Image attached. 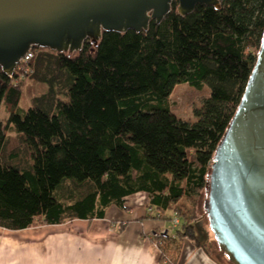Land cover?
<instances>
[{
  "label": "trees",
  "instance_id": "1",
  "mask_svg": "<svg viewBox=\"0 0 264 264\" xmlns=\"http://www.w3.org/2000/svg\"><path fill=\"white\" fill-rule=\"evenodd\" d=\"M220 2L180 16L176 0L147 31L40 52L50 88L23 114L24 81L0 67V227L101 219L145 192L151 210L181 221L178 240L159 248L162 263H178L170 246L183 239L206 247L198 206L264 46V0ZM202 83L210 96L189 124L169 100L176 86Z\"/></svg>",
  "mask_w": 264,
  "mask_h": 264
},
{
  "label": "water",
  "instance_id": "2",
  "mask_svg": "<svg viewBox=\"0 0 264 264\" xmlns=\"http://www.w3.org/2000/svg\"><path fill=\"white\" fill-rule=\"evenodd\" d=\"M176 0H0V67L11 76L32 48L73 54L103 32L147 31ZM180 16L220 0H177ZM205 212L231 264H264V46L234 122L213 159Z\"/></svg>",
  "mask_w": 264,
  "mask_h": 264
},
{
  "label": "crops",
  "instance_id": "3",
  "mask_svg": "<svg viewBox=\"0 0 264 264\" xmlns=\"http://www.w3.org/2000/svg\"><path fill=\"white\" fill-rule=\"evenodd\" d=\"M12 139L20 137H11L9 142L13 143ZM125 201V209L112 205L101 219H74L22 230L0 227V264H164L160 249L147 232L168 227L166 217L173 213L150 212L145 192L132 194ZM205 236L207 243L210 238L207 233ZM205 245L197 247L183 239L170 248L175 250L177 264H225Z\"/></svg>",
  "mask_w": 264,
  "mask_h": 264
},
{
  "label": "rangeland",
  "instance_id": "4",
  "mask_svg": "<svg viewBox=\"0 0 264 264\" xmlns=\"http://www.w3.org/2000/svg\"><path fill=\"white\" fill-rule=\"evenodd\" d=\"M40 52L52 53V50L39 48L36 49V53L38 57L33 61L34 66L32 69L36 71L35 75H30L23 79L24 81V96L19 105V113H24L31 105L34 103V98H39L43 94H46L50 88V83L47 81V73L45 64H41L36 67V63L40 61ZM44 65V66H43ZM60 88L64 90L65 84L63 82L60 83ZM210 96V89L207 84L202 83L200 86H192L189 84H180L176 86L171 97H170V106L172 111L178 115L182 120L189 124H193L196 122L195 110L200 108L204 101ZM65 98L63 95L60 97ZM5 110L2 108L0 112V117H5ZM8 135H11L10 133ZM208 199L207 193L201 198V201L198 206V214L201 216L200 225L198 224V236L200 239H206L205 234L209 235L210 241H207V247L211 249L214 255L221 258L225 264H231L226 261L225 254L220 251L213 232L210 229V223L208 216L205 212V203ZM201 231V232H200Z\"/></svg>",
  "mask_w": 264,
  "mask_h": 264
},
{
  "label": "built area",
  "instance_id": "5",
  "mask_svg": "<svg viewBox=\"0 0 264 264\" xmlns=\"http://www.w3.org/2000/svg\"><path fill=\"white\" fill-rule=\"evenodd\" d=\"M36 52L35 49H30L24 57L17 64L15 72L19 75V79H24L27 76H30L33 73V69L30 65L34 59ZM14 72V73H15ZM11 75L10 77H12ZM151 212L152 210L149 209ZM170 225L168 227H162L159 229H149L147 235L152 238L155 246L159 249L166 241H175L178 240V229L180 227V218L176 215L172 217L169 221Z\"/></svg>",
  "mask_w": 264,
  "mask_h": 264
}]
</instances>
